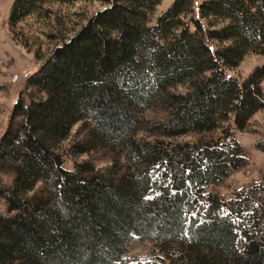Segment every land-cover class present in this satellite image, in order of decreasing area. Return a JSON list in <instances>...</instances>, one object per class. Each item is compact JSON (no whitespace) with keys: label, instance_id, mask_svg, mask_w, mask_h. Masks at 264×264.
I'll return each instance as SVG.
<instances>
[{"label":"trees","instance_id":"16d2710c","mask_svg":"<svg viewBox=\"0 0 264 264\" xmlns=\"http://www.w3.org/2000/svg\"><path fill=\"white\" fill-rule=\"evenodd\" d=\"M43 1L12 0L8 24ZM102 1L11 105L0 264H113L132 232L153 240L160 264H264V173L216 189L247 161L234 128L264 109V62L241 81L224 72L264 55V0H172L153 23L159 0ZM75 123L68 152L90 157L66 168Z\"/></svg>","mask_w":264,"mask_h":264},{"label":"rangeland","instance_id":"374dc122","mask_svg":"<svg viewBox=\"0 0 264 264\" xmlns=\"http://www.w3.org/2000/svg\"><path fill=\"white\" fill-rule=\"evenodd\" d=\"M11 1L0 0V135L5 128L12 103L19 91L23 90L26 76L38 68L42 59L55 44L72 34L94 11L107 5L102 0H47L11 26L7 22ZM171 1L159 0L147 14L148 22L153 23L156 16ZM189 14L197 15L196 8L192 7ZM201 22L205 23L203 20ZM263 62V54L249 51L236 65L224 66V72L241 81ZM186 85V83L177 84L175 89L183 90ZM259 85L264 89V77ZM78 127V123L73 124L69 136L61 143L63 166L66 168H72L75 161L90 157L86 153L71 155L68 152L69 144L79 136ZM263 137L264 109H259L251 114L243 129L234 128V138L242 147L247 161L243 167L228 172L216 186L218 191L227 196L234 187L248 183L264 173V151L255 145L256 141ZM177 138L184 140L191 136L183 134ZM95 165L105 167L108 165V160L95 161ZM158 175L154 173L155 177ZM4 179L5 176L0 175V182ZM155 191L156 188L152 187L148 193L152 194ZM3 211L4 204L0 200V212ZM162 258L163 255L151 238L132 232L123 242L120 254L114 259L113 264H160Z\"/></svg>","mask_w":264,"mask_h":264}]
</instances>
